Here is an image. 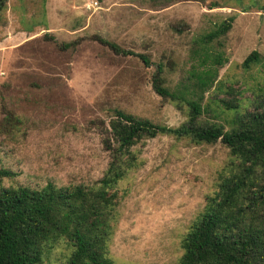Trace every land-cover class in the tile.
<instances>
[{
	"label": "rangeland",
	"instance_id": "374dc122",
	"mask_svg": "<svg viewBox=\"0 0 264 264\" xmlns=\"http://www.w3.org/2000/svg\"><path fill=\"white\" fill-rule=\"evenodd\" d=\"M223 23L227 33L205 46L202 38ZM254 51L258 61L245 68ZM159 64L165 87L205 108L202 122L230 129L235 112L227 103L243 113L264 105V0H7L0 11V165L16 176L5 186L99 181L111 161L102 132L116 111L181 126L190 107L156 93ZM204 68L216 71L214 84L192 95V76ZM132 152L137 167L116 188L109 255L115 264H179L183 237L214 194L229 149L157 136ZM72 250L62 239L41 264H67Z\"/></svg>",
	"mask_w": 264,
	"mask_h": 264
},
{
	"label": "trees",
	"instance_id": "16d2710c",
	"mask_svg": "<svg viewBox=\"0 0 264 264\" xmlns=\"http://www.w3.org/2000/svg\"><path fill=\"white\" fill-rule=\"evenodd\" d=\"M6 2L0 0V11ZM229 28L223 23L204 36L202 43L209 45ZM101 41L117 54L135 55L151 65L143 54ZM258 59L254 51L243 65L248 68ZM216 62L221 64L220 58ZM163 72L159 64L154 90L163 98L187 103L188 120L169 127L116 111L110 129L102 132L111 161L92 185L59 187L49 182L42 188L6 187L5 181L16 173L0 165V264H41L44 254L62 239L73 249L67 264H115L107 249L119 202L116 188L137 167L133 147L157 136L186 138L195 144L221 141L230 154L214 194L206 198L203 212L183 237L179 264H264V105L243 113L234 103H227V111L235 112L228 130L222 123L202 122V104L187 99L183 91L171 92L164 85ZM215 76L212 68L194 73L196 92L191 94L211 89ZM6 120L13 125L15 117Z\"/></svg>",
	"mask_w": 264,
	"mask_h": 264
},
{
	"label": "built area",
	"instance_id": "2783aa9c",
	"mask_svg": "<svg viewBox=\"0 0 264 264\" xmlns=\"http://www.w3.org/2000/svg\"><path fill=\"white\" fill-rule=\"evenodd\" d=\"M89 7H92V3H91V4H89Z\"/></svg>",
	"mask_w": 264,
	"mask_h": 264
}]
</instances>
